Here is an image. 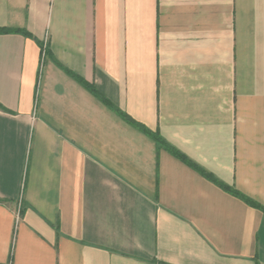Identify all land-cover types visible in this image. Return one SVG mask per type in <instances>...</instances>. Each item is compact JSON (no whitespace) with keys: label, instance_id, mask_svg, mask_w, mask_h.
Returning a JSON list of instances; mask_svg holds the SVG:
<instances>
[{"label":"crops","instance_id":"0c3cea01","mask_svg":"<svg viewBox=\"0 0 264 264\" xmlns=\"http://www.w3.org/2000/svg\"><path fill=\"white\" fill-rule=\"evenodd\" d=\"M0 264H264V0H0ZM46 46L43 50V43Z\"/></svg>","mask_w":264,"mask_h":264},{"label":"trees","instance_id":"16d2710c","mask_svg":"<svg viewBox=\"0 0 264 264\" xmlns=\"http://www.w3.org/2000/svg\"><path fill=\"white\" fill-rule=\"evenodd\" d=\"M7 32H19L22 33L24 35H30L26 30L24 29H17V28H5V27H0V33H7ZM65 71L70 74L71 76H73L77 81H79L81 84H83L85 87H87L94 95H96L97 97H99L103 102H105L111 109H113L123 120H125L126 122L132 124L133 126H136L137 128H139L141 131H143L144 133L148 134L149 136H151L158 145L160 146H164L167 149H169L175 156H177L178 158H180L181 160L190 163L193 167H195L197 170H199V172H201L206 178H208L209 180L213 181L214 183H216L217 185H219L222 189L226 190L227 192H229L230 194L240 198L241 200H243L245 203H247L248 205L258 208L260 209L262 212H264V205L258 203L257 201L251 199L250 197L244 195L243 193H241L240 191H238L235 187L231 186V185H227L222 183L221 181L217 180L211 173L206 172L205 170L201 169L200 167H198L197 165L189 162L186 157L180 153L178 150H176L174 147L170 146L169 144H167L163 138L159 135L158 132H153L151 130H149L147 127H145L144 125H142L141 123L135 121L134 119H132L127 113L123 112L122 110H120L117 106H115L114 104H112L110 101H108L92 84L88 83L87 81L83 80L81 77H79L78 75L72 73L71 71L65 69ZM1 107V105H0Z\"/></svg>","mask_w":264,"mask_h":264},{"label":"built area","instance_id":"2783aa9c","mask_svg":"<svg viewBox=\"0 0 264 264\" xmlns=\"http://www.w3.org/2000/svg\"><path fill=\"white\" fill-rule=\"evenodd\" d=\"M45 46H46V41H44V43H43V50H44Z\"/></svg>","mask_w":264,"mask_h":264}]
</instances>
